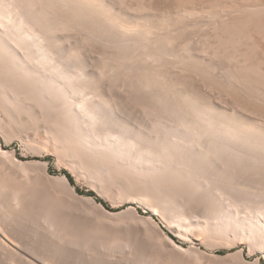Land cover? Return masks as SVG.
Segmentation results:
<instances>
[{
    "label": "bare ground",
    "instance_id": "6f19581e",
    "mask_svg": "<svg viewBox=\"0 0 264 264\" xmlns=\"http://www.w3.org/2000/svg\"><path fill=\"white\" fill-rule=\"evenodd\" d=\"M120 1L118 2H125V0ZM135 1L136 0L133 2ZM191 1L189 2L191 3ZM215 1L217 2V0ZM227 1L229 3L231 2V0ZM254 1L257 0H253V2ZM118 2L116 1L115 4L109 0H0V112L5 114L6 120H4L7 123L6 125L9 126L13 124V121H19L23 131L28 132V139L43 145L44 148L46 147L45 149H47V151L49 150L50 153L57 155L56 157L66 165V168H68L73 175L96 174L95 177H97L98 180L106 179V182L113 181L115 178L117 179V177H115L116 174L123 176L122 180L121 178L119 180L123 181L125 179L124 182H127L123 190L129 195L128 201L136 203L139 207L143 206L146 210H150L153 215L162 214L163 216L161 217L166 218L167 225L170 229L176 231V234L178 232L177 236L180 238H185L182 234L185 222L182 220L183 217L186 219L188 214H190L189 210L202 208L201 210L203 211L204 208L206 211L201 213L197 212L203 216L204 214H208V217L213 216V219L215 216H219V210L223 208V203L227 201L226 198L225 201L221 199H224V197L229 198L231 204H234V206H230L231 208H229L228 204L230 201H227L228 204L224 207L229 211L235 207V212L230 213V216L227 214L229 217H223L224 219H222V221H224V223L222 226H219L221 225L220 222H222L220 221L221 218H217L220 222L216 221L215 218V223L218 222L219 224L213 225V222H211V224L208 222L207 224L210 218L204 216L208 220L204 221L203 219L204 223L206 222V226L202 224L204 228L201 227V229H204V231H202L203 234L207 233L206 237H211V235H215L216 237L217 235L228 237L227 240L229 239L232 242V246L248 244L250 248L247 253L243 247H240L236 251V254L239 256L238 259H240L239 263L241 264V262H243L247 264L249 261L247 257L249 255L256 254L257 251H264V116L259 117L261 113L256 115L253 114L254 112L246 111V106L244 108L241 104H239L238 107L241 106L243 109L241 107H233L234 104H231L233 108H230L231 105H229L228 102L226 103L225 100H220L219 102L221 103V101H223L225 103L222 102V104H228L229 107H227L228 105L223 106L216 104L215 102L218 100L212 98L214 96H210V93L208 94L209 89L207 90V88H205L207 91H205V89L204 91L202 90L204 93L207 92L205 93L207 96L203 92H201L203 94H198L200 91L196 93L192 88L193 83L191 85V83H189L190 81L186 82L181 74L185 73L184 70L186 68L190 69L192 65L193 69L190 70L198 72L197 74L199 75H201L200 73H203L202 75L209 73L207 80L210 81L211 79L212 82L213 77L217 80L221 78L226 86L232 85V87L229 86V88L233 89V86H237L239 83L243 84L242 86H247V84H249L250 87H253V90L252 88L249 90L255 92L254 95L257 94V96H259L260 99L258 100L263 102L264 107V61H257V59L260 60L261 58H257L255 59L256 61H253L254 58L252 55L256 49L253 52L249 50V53H245L247 51L243 53L244 50H242L241 53H243V55L240 52H238L239 54H235L237 50L233 52L234 49L230 51L231 48H233L231 46L229 50H225L230 43L233 44L239 41L240 44L239 38L242 37L243 33H240L237 28L233 30L235 26L233 27L232 25L234 24L231 25L229 23L231 19L227 22L228 19H225V15L223 16L221 14V17L217 16L219 19L216 18L215 20H218L220 25L217 23L219 26L216 27V25V28L213 27L218 30L216 32L214 30L215 34H212L218 37L216 44L218 47L216 48L217 50L214 46L212 47L209 45L212 40L210 41L207 37H204L205 39L200 37V39L204 41L201 49L196 47L199 48L200 53H198V50V52L195 51L196 53H194L193 49H190L188 46L190 42H185L186 44L184 43L180 46L177 37H179V33L183 31L184 28L186 29L187 24L191 21L186 22V27L183 28L184 21H187V18L186 20L184 18L187 16L184 18L182 17L187 13L185 10L190 6L192 10V7L196 5L195 2V5H189L187 8L185 7V10L182 11V13L184 12L183 16L178 8L177 10L180 12L174 14V10L172 12L171 9H175L176 6H173V8L169 9L171 14H173L172 17L169 12V16H166L167 13L164 15L163 11V14H161L163 18L156 19L157 15L155 14L156 20L153 18L155 15L152 14V12L155 11V9L152 7L151 2L149 3L151 5L150 10L153 8L152 12H150L149 9H143L147 8V5L145 6L142 3V5L139 6L136 4L137 10L139 11L135 10L136 6L134 9L132 8V10L131 7H129L130 11L132 12L135 10L133 11L135 13H131L127 10L128 7L124 6L126 3L123 6L121 5L120 8V3ZM140 2L138 3L140 4ZM143 2L147 1L144 0ZM196 2L199 3L198 0ZM204 2L202 3L207 4ZM249 2H251V0ZM253 2L250 6V9L252 7V11L256 12L260 10L261 12L264 10V4L262 5L260 3V5L259 3ZM117 3L119 6H117ZM225 3H223V5L225 4L226 7L228 4L226 1ZM242 3H245V0L241 2V5ZM203 4H201V6ZM237 4L239 5V3ZM218 5H220L219 2ZM164 6H166V4ZM178 6L181 8L182 5ZM184 6L185 4L183 7ZM205 6L206 5H204V7ZM233 6H230V8ZM123 7H125L124 9L126 10L122 9ZM204 7H202V12L204 11ZM246 7L245 5L244 8ZM199 9H201V7ZM218 9L220 10L221 7ZM218 9L216 10L219 11ZM216 10L214 9L215 13H212V15L216 14ZM244 10L247 9H243V11ZM243 11L242 13H244ZM137 12L140 13L136 14ZM194 12L197 11L194 10ZM235 12L236 10L234 13ZM191 13H193V10ZM208 13L210 14V11ZM242 13L240 12V14ZM133 14L136 15L133 16ZM226 14L227 16L231 15V17L236 15L228 14V11ZM194 16L195 15H193V17ZM246 16L247 15H245V17ZM255 16L257 17V15ZM205 17L207 18L208 16L205 15ZM222 17L225 20L223 19V21H221L220 18ZM179 18L180 20L181 18L184 19V21L178 20ZM210 18H212V20L214 19L213 17ZM191 19V22H193V18ZM242 19H244V17ZM206 20H208V18ZM214 24L212 25L214 26ZM246 25H248V23ZM220 26H222L221 30H219ZM207 29H209V27ZM201 31H199V33H201ZM197 32L198 28L195 33ZM261 32L262 31H260V33ZM184 33L186 32L184 31ZM245 34L243 35L245 36ZM248 36L246 37L247 40ZM256 39L258 38H255V40ZM216 40L217 39H215L214 42H216ZM227 42L229 45L227 44V46L224 47ZM242 43L241 46L243 45ZM252 45L250 47H252ZM220 47H224L223 50L221 49L222 53H220ZM234 47L236 49L239 48L235 45ZM210 54L211 57H209ZM257 55H254V57L256 58ZM213 57H216L215 59L218 58V60L224 57L225 59H223L229 60V62L223 63H228L227 66H223V64L222 66L219 64L216 66V63H214L212 59ZM204 64H206L207 67H205L206 65L204 66ZM180 66L184 69L181 70L182 67ZM203 66L206 69H203ZM176 67H180L181 69L179 70L182 72L180 71L177 73L179 70ZM189 69L187 72L190 71ZM207 74L204 76H207ZM193 78H195V76ZM199 78H201V76ZM217 82L221 81L219 80ZM241 84H239V86ZM215 86L216 85H214V87ZM197 87L198 86H196V88ZM248 88L246 90L250 93ZM243 89L245 88L243 87L242 90ZM197 90H200V88ZM230 91L228 92L230 93ZM232 91L231 93H233ZM252 94L251 96L254 103L257 105L259 102L257 100L258 97L254 99L255 96ZM199 95L205 96L203 97L205 99ZM208 95L212 99L208 98ZM243 97L242 99H245L246 96L243 95ZM221 98L222 97H219V99ZM134 100H136V102ZM255 101L258 102L256 103ZM238 102H241V100ZM258 104H260V102ZM257 106L259 107V105ZM8 126L7 129L10 130ZM10 135H8V137ZM34 148L36 149V147ZM39 150H41V148ZM4 154H7V152H5L0 144V157ZM5 156L7 157V155ZM6 157L5 159H7ZM32 162L34 163V161ZM37 163L39 166L40 164L42 165V175H45V178L48 177L50 179V177H58L65 184L68 189L67 192L70 190L75 196H81L76 192L66 174L53 176L47 171L49 165L48 161H38L34 164L37 165ZM111 173L114 175L112 180H110L112 176ZM2 183L3 182H0V233L3 237L0 236V248H4L5 244L19 247L20 244H23V239L21 241L13 238V236L10 237L7 232L9 229L7 228V231L5 229L8 221V223H11L8 224L10 226L16 220L10 222L15 216L13 217L14 214L11 213L12 211H10L5 204L7 202L8 205V201L11 198L9 196L6 198L4 197L5 195L3 193L8 185L4 187L5 183ZM121 186H123V184ZM119 189L123 192L121 187ZM101 192H103V190ZM2 194L4 196H2ZM5 194L7 193L5 192ZM12 195V197L16 195L15 191ZM58 195L55 196L52 193L48 194L51 200L53 199V201L57 203L59 202L57 201L59 199ZM21 202L19 201L20 204L16 202L17 204L14 205L18 207L21 205ZM59 205L57 207H59ZM137 206L131 210L139 213ZM186 213H188L187 216H185ZM226 213H228V211ZM224 215L225 214L222 215V212L220 213V217ZM135 217L141 220L139 219L140 215ZM186 221H188V219ZM19 222L20 221H18V223ZM14 226L17 225L14 224ZM2 227H4V229ZM155 227L158 226L155 225ZM69 229L70 228H68V230ZM33 230L34 229H32V231ZM35 232L32 233L33 238H35L36 235L38 236ZM196 233L201 235L198 232ZM64 235L65 237L66 235L70 237L68 233ZM191 235L195 236V234ZM198 237L200 238L201 236ZM167 239L170 240V238ZM196 239L199 240L198 238ZM171 242L173 243V241ZM48 244L53 246V253L61 252L62 243H60V245L56 243L51 245L52 242ZM115 245L116 244H114V246ZM26 246L27 245H25V247ZM21 247L24 246L21 245ZM15 249L17 250L16 247ZM31 249H33V247H31ZM2 251H4V249ZM15 251L14 254L17 253ZM34 251L31 250L30 252L35 253L39 259L43 260L39 262V264H64L63 261H60L62 258L59 259L56 257L58 254L55 256L52 252L35 250V248ZM9 253L10 255L12 254V252ZM95 260L96 259L93 261L84 258L73 264H106L102 260ZM34 261L30 262L38 264V262H36L38 260ZM19 263L21 262L19 261ZM250 263L251 262L248 264ZM252 264H259V258H256Z\"/></svg>",
    "mask_w": 264,
    "mask_h": 264
},
{
    "label": "rangeland",
    "instance_id": "374dc122",
    "mask_svg": "<svg viewBox=\"0 0 264 264\" xmlns=\"http://www.w3.org/2000/svg\"><path fill=\"white\" fill-rule=\"evenodd\" d=\"M111 2H114L116 4V1H120V0H109ZM130 3H129V2ZM134 0H125V2L123 3H120V8H121V5L123 6L125 3V7H128V11H130L129 7H131V10L132 8L134 9V7L136 8L135 10H137V5H147V8H143V9H146V10H150L151 8V5L149 2H151L152 4V7H154L155 11H153L152 9L150 10V12H152V14H156L155 16H153V18L155 19H160V18H163L161 16V14L164 13V15H167L166 16H169L168 15V12L169 14L171 15V17L173 16V14H171V11L173 12L174 10V14H176L178 12V10L181 11H184L185 10V7H189V5H195L194 2L196 3V5L194 7H192V10H193V13L192 10H191V6L186 9L185 11H187V13L183 16V13L181 14L186 20L187 18V21H184V19L180 18L178 20L180 21H184V26H182L183 28L186 27L185 26V23L186 22H189L190 20L192 21L191 18H193V22H189L187 24V27L186 29L184 28L183 31H181L179 33V37L178 40H179V45L181 46V44H184L185 42H190V44H188V46L190 47V49H193V52L196 53H200V50L199 48L201 49L203 46V42L200 37L202 39H205L206 37L212 42H208L210 46H214L215 49L218 48L216 46L217 44V41H218V37H216L215 35H212V34H215L214 33V30L215 32L218 30V29H215L216 27H218L220 24L218 23V20H216V18H218L217 16L221 17V15H225L224 18L225 19H228L227 22H229L231 19V21L233 22H229L235 30V28L238 29V31L240 33H243L245 34V36L242 34V37L239 38L240 39V44H239V41H236L235 43H233L235 46L239 47L238 49H236L234 47V45L232 43H229L227 42L225 46H227V44L229 46L226 47V51L230 49V46L233 47L231 48L230 51H232L234 49L233 52H235L236 50V53L237 54L238 52H242L243 53L245 51V53H249L251 50L252 52L256 49V51H254L253 53V58L251 57V59L253 61H256L255 59L257 58H261L260 60L257 59V61H264V10L260 12V10L258 11H252V7L250 9V6H251V3L253 2V0H251V2H249L250 0H245V3H242L241 5V2H244L243 1H239V0H231V2L229 3L227 0H225L227 2V6L225 7V1L223 2L222 0H217V2L215 0H198L199 3H197L196 1L197 0H181V1H177L175 2V0H162V3H161V0H145L147 2H143L144 0H136L135 2H133ZM168 3H167V2ZM191 1V3L189 2ZM205 1V2H204ZM235 1V2H233ZM238 1V2H237ZM247 1V2H246ZM262 1V2H261ZM140 2V4L138 3ZM171 2V3H170ZM175 2V3H173ZM182 2V3H181ZM184 2V3H183ZM186 2V3H185ZM189 2V3H188ZM202 2L204 3H209L208 6L207 4H203ZM213 2V3H212ZM218 2L220 5H218ZM233 2V3H232ZM261 3L262 5L264 4V0H257V1H254L253 3ZM117 3V6H119ZM158 3V4H157ZM161 3V4H160ZM166 4V6L163 5ZM170 3V4H169ZM178 3V4H176ZM193 3V4H192ZM212 3V4H211ZM216 3V4H215ZM223 3H225L223 5ZM232 3V4H231ZM235 3V4H234ZM239 3V5L237 4ZM133 4V5H132ZM137 4V5H136ZM149 4V5H148ZM176 4V5H175ZM185 4V6L183 7V5ZM200 4V5H199ZM201 4H203L201 6ZM215 4V5H214ZM248 4H249V8H248ZM260 4V5H261ZM129 5V6H128ZM155 5V6H154ZM178 5H182L181 8L178 6ZM204 5H206L204 7ZM214 5V6H212ZM218 5V7H217ZM234 5V6H233ZM241 5V6H240ZM247 6L246 8H244V6ZM133 6V7H132ZM144 6V7H145ZM149 6V8H148ZM172 6V7H171ZM173 6L175 7V9H171L173 8ZM198 6V7H197ZM201 9H199L200 7ZM211 9H210V7ZM224 9H223V7ZM229 6V7H228ZM230 6H233L232 8H230ZM239 6V7H238ZM125 7H123L122 9H124ZM143 7V6H141ZM159 7V8H157ZM164 7V8H162ZM168 7V8H167ZM170 7V8H169ZM183 7V8H182ZM202 7H204V11L202 12ZM209 7V8H208ZM214 7H217V8H214ZM221 7V9L219 10L218 8ZM229 10H228V8ZM178 8V10H177ZM194 8V9H193ZM206 8V9H205ZM226 8V9H225ZM234 8V9H233ZM240 12L242 13L243 9H247V10H244L242 14H240ZM241 8V9H240ZM243 8V9H242ZM168 9V10H166ZM171 9V11L169 10ZM182 9V10H181ZM210 9V10H209ZM214 9H218L219 11L216 12V14L212 15V13H215ZM250 9V10H248ZM126 10V9H124ZM133 10V11H135ZM158 10V11H157ZM197 11V12H194ZM208 10V11H207ZM223 10V11H221ZM227 10L228 11V14H236L235 16H232L231 15H228L227 16ZM236 10V12L234 13V11ZM238 10V12H237ZM242 10V11H241ZM131 12V13H135V12ZM139 11V10H137ZM164 11V12H163ZM166 11V12H165ZM179 11V12H180ZM191 11V12H190ZM200 11V13H199ZM207 11V13H206ZM210 11V14L208 13ZM213 11V12H211ZM250 11V12H249ZM163 12V13H162ZM178 12V13H179ZM189 12V13H188ZM221 12V13H220ZM231 12V13H229ZM263 12V13H262ZM140 13V12H139ZM138 12L136 14H139ZM177 13V14H178ZM191 13V14H190ZM196 13V14H194ZM206 13V14H205ZM224 13V14H222ZM248 13V14H247ZM254 13V15H253ZM135 14V15H136ZM190 14V16H189ZM201 14V15H199ZM219 14V15H218ZM238 14V15H237ZM253 16H252V15ZM262 14V15H261ZM133 14V16H135ZM193 15H195L193 17ZM199 15V16H197ZM208 16V20H206L207 18L205 17ZM245 15H247L245 17ZM250 15V16H249ZM257 15V17L255 16ZM175 16V15H174ZM204 16V17H203ZM215 16V17H214ZM238 16V17H237ZM241 16V17H240ZM165 17V16H164ZM198 17V18H197ZM210 17H213L214 19L212 20V18ZM228 17V18H227ZM237 17V18H236ZM244 17V19H242ZM256 17V18H254ZM262 17V18H261ZM223 17L220 18L221 21H223L224 19ZM246 18V19H245ZM155 19V20H156ZM189 19V20H188ZM219 19V18H218ZM224 19V20H225ZM240 19V20H239ZM242 19V21H241ZM250 19V20H249ZM253 19V20H252ZM256 19V20H255ZM197 23H196V21ZM202 20V22H201ZM206 20V21H205ZM219 20V22L222 24V22ZM255 20V21H254ZM208 21V22H207ZM212 21V22H211ZM244 21V22H243ZM250 21V22H248ZM200 22V23H199ZM210 22V23H209ZM215 22V24H214ZM259 22V23H258ZM194 23V25H193ZM196 23V24H195ZM214 24V26L212 24ZM219 25H218V24ZM238 23V24H237ZM242 25H241V24ZM248 23V25H246ZM251 23V24H250ZM190 25V26H188ZM198 27H197V26ZM212 25V26H211ZM217 25V26H216ZM223 25V24H222ZM192 26V27H191ZM201 26V27H200ZM205 26V28H204ZM216 26V27H215ZM231 26V27H232ZM242 26V27H241ZM245 26V27H243ZM247 26V27H246ZM263 26V27H262ZM195 27V28H194ZM209 27V29L207 28ZM215 27V28H213ZM222 26L219 27V30H221ZM230 27V28H231ZM240 27V28H238ZM252 27V28H251ZM260 27V28H259ZM262 27V28H261ZM194 29V30H191V29ZM197 28H198V32L195 33L197 31ZM207 31H205L204 29ZM244 28V29H243ZM256 28V29H255ZM259 28V29H258ZM196 29V31H195ZM199 29H203L202 31L199 30ZM232 29V28H231ZM236 29V31H237ZM242 29V30H241ZM246 29V31H245ZM182 30V29H181ZM192 31V32H189V31ZM258 30V31H257ZM262 31L260 33V31ZM184 31L186 33H184ZM199 31H201V33H199ZM205 31V32H204ZM209 31V32H208ZM237 31V32H238ZM242 31V32H241ZM222 32V31H221ZM250 32V33H249ZM253 32V33H251ZM188 33V34H187ZM191 33V34H190ZM193 33V34H192ZM204 33V34H203ZM210 33V34H209ZM240 33H237V34H240ZM263 33V34H262ZM182 34H183V37H182ZM190 34V36H189ZM195 34V36H194ZM200 34V35H198ZM205 36H203V35ZM208 34V35H207ZM252 36H251V35ZM181 35V37H180ZM186 35V36H185ZM197 35V36H196ZM207 35V36H206ZM241 35V34H240ZM249 35V36H248ZM215 36V37H213ZM248 36V40H247V37ZM263 38H262V37ZM194 37V38H192ZM205 37V38H204ZM214 39H213V38ZM258 38L255 40V38ZM243 38V39H242ZM245 38V39H244ZM251 38V39H250ZM253 38V39H252ZM262 38V39H260ZM192 39V40H191ZM194 39V40H193ZM200 41H199V40ZM216 40V42H214ZM260 39V40H259ZM176 40V41H178ZM188 40V41H187ZM242 40V41H241ZM245 40V41H244ZM247 41V42H246ZM252 41V42H251ZM194 42V43H193ZM199 42V43H197ZM238 42V43H237ZM243 42V43H242ZM185 43V44H186ZM203 43V44H202ZM214 43V44H213ZM241 43L243 44L241 46ZM245 43V44H244ZM247 43V44H246ZM258 45H257V44ZM202 44V45H201ZM212 44V45H211ZM232 44V45H231ZM240 46H238V45ZM249 44H254L252 45V47H250L251 45ZM256 44V45H255ZM178 45V44H176ZM193 45V46H192ZM196 45V46H195ZM208 45V44H207ZM261 45V46H260ZM249 46V47H248ZM260 46V47H259ZM178 47V46H177ZM193 47V48H191ZM196 47H199V48H196ZM224 47H220V53H222L221 51L224 49ZM229 47V48H228ZM245 49H244V48ZM258 47V49H257ZM262 47V48H261ZM228 48V49H227ZM243 48V49H241ZM253 48V49H252ZM214 49V48H213ZM218 49V50H219ZM222 49V50H221ZM260 49H263V50H260ZM198 50V51H197ZM217 50V49H216ZM250 50V51H249ZM259 50V51H258ZM196 51V52H195ZM225 51V52H226ZM262 52V53H261ZM243 53H241L243 55ZM239 54V53H238ZM258 54V55H257ZM254 55H257L256 58L254 57ZM260 55V56H259ZM209 57H211V54L209 55ZM216 57H213V61L214 63H216L215 65L217 66V64H219L220 66H222V64L224 62H229V60H224L223 58H219L220 60L215 59ZM263 58V60H262ZM215 59V60H214ZM207 60V59H206ZM218 60V61H217ZM224 60V61H223ZM210 61V60H209ZM208 62V61H207ZM257 63V62H256ZM228 63L226 64H223V66H227ZM263 64V63H262ZM206 64H204L205 66ZM218 65V66H219ZM264 65V64H263ZM185 66H188V65H185ZM203 66V67H204ZM182 67V66H180ZM180 67H176L178 70L181 69ZM191 68L190 69H193L192 68V65L190 66ZM194 67V66H193ZM207 67V65L205 66ZM203 68V69H206V68ZM264 68V67H263ZM184 68L182 67L181 70H183ZM189 69V68H188ZM187 68L184 70L185 73L181 74L182 77H184V79L186 80V82L190 81L189 83H193L192 85V88L194 89V91L196 93H199L198 94H203L204 92V89L207 88L208 90V94L210 93L211 95L210 96H214L212 98H216L215 100H218L215 102L216 104H220V105H225V104H222L223 101H221V103L219 102L220 100H225L226 103L228 102L229 105L231 104H236L235 106L233 105V107H237V108H240L238 107L239 104L242 105V107L245 108L246 106V111H249V112H254L253 114H256V115H259V113H261V115H259V117H262L264 116V107H263V102L258 100L260 99L259 96L254 95L255 92H253V87H250L249 84H247V86H242L243 84H241L239 86V84L237 86H233V89L232 88H229L232 87V85H228L226 86L225 85V82H223V80L220 78L219 80L221 82H217L219 80H217L215 77L212 78L213 82L208 79V75L209 73H205L207 74V76H204L202 75L203 73H200L201 75L197 74L198 72H195L193 70H190L187 72L188 70ZM181 70L177 71L180 72ZM195 70V69H194ZM208 70V68H207ZM183 71V72H184ZM193 71V72H192ZM205 71V70H204ZM214 71V70H213ZM182 72V71H181ZM195 72V73H194ZM190 73V74H189ZM194 74V75H192ZM213 74V73H212ZM180 75V76H181ZM199 75V76H198ZM211 75V74H210ZM195 76V78H193ZM201 76V78H199ZM187 77V78H186ZM190 77V78H188ZM198 77V79H197ZM204 77V78H202ZM210 77V76H209ZM206 81H204V80ZM216 80V81H215ZM215 81V82H214ZM207 82V83H206ZM223 82V83H222ZM210 83V84H209ZM212 83V85H211ZM215 83V84H213ZM219 83V84H218ZM218 84V85H217ZM221 84V85H220ZM198 86L196 88V86ZM214 85H216L214 87ZM236 85V84H234ZM251 85V84H250ZM200 86V87H199ZM205 86V87H204ZM207 86V87H206ZM239 86V87H238ZM252 86V85H251ZM202 87V89H201ZM210 87V88H209ZM223 87V88H222ZM235 87V89H234ZM244 87L245 89L242 90V88ZM250 87V88H248ZM198 88H200V90H197ZM217 88V89H216ZM239 88V89H238ZM248 88L251 89L252 88V92L250 91V93H248V91L246 90ZM213 89V90H212ZM219 89V90H218ZM223 89V90H222ZM233 93H231V91ZM203 90V91H202ZM205 89V91H207ZM218 90V91H217ZM222 90V91H220ZM245 90V91H244ZM210 91V92H209ZM225 91V92H224ZM230 91V93L228 92ZM238 95H237V93ZM247 91V92H246ZM203 92V93H201ZM214 92V93H212ZM240 92V93H239ZM242 92V93H241ZM244 92V93H243ZM207 93V92H205ZM204 93V94H205ZM226 93V95H225ZM230 94V96H229ZM233 94V95H232ZM251 94L253 96H255L254 99H256L257 97V100L260 102V104H258L259 102L258 101H255L257 103V105H259V107L254 103V100L251 96ZM206 95V94H205ZM237 95V96H236ZM241 95V97H240ZM245 97V99H242ZM248 95V96H247ZM201 96L202 98L205 97L203 95H199ZM207 96V95H206ZM251 96V97H250ZM219 97H222L221 99H219ZM240 97V98H238ZM207 98V97H206ZM208 98H211L209 97L208 95ZM207 98V99H208ZM211 98V99H212ZM247 98V100H246ZM205 99V98H203ZM231 100V101H230ZM236 100V101H235ZM241 102H238L240 101ZM245 103H244V101ZM136 102V100H134ZM133 101V102H134ZM250 101V102H249ZM237 102V103H235ZM225 103V102H223ZM248 103V105H247ZM253 103V104H252ZM228 104H226L225 106H227ZM246 104V105H245ZM250 104V105H249ZM229 105L227 107H229ZM244 105V106H243ZM252 105V106H251ZM261 105V106H260ZM249 106V107H248ZM232 105L230 108H233ZM241 107V108H242ZM248 107V108H247ZM252 108V109H251ZM243 109V108H242ZM248 109V110H247ZM251 109V110H250ZM245 110V109H244ZM256 112V113H255ZM3 112H0V125H1V128L3 126H5L7 123H6V119H5V114L3 115L2 114ZM16 117V116H15ZM3 118V119H2ZM264 118V117H263ZM5 119V120H4ZM5 122H4V121ZM4 123H3V122ZM19 124H17V123ZM2 123V124H1ZM13 124H10L9 126L6 125L2 131V129L0 128V144L2 145V147L4 148L5 152H7V154H4L0 157V166L3 167L1 168L0 167V182H3L5 183L4 184V187H6L7 185V189L5 190V192L7 194H5V192L2 194V196H4L5 198L7 196H9L11 199L8 201V205H7V202L5 203L6 206L10 209V211H12L11 213H13V217L15 216V218L13 220H11L10 222H13L14 220H18V221H22L21 223L18 221L16 222H13L15 225L17 226H14V224L12 223V225H8V224H11V223H8L7 221V225H6V231L8 232V235L13 236V238L15 239H19L22 241L23 244H20L19 247L18 246H14V245H7L5 244L4 245V251H2L3 249L0 248V264H33L32 262L30 261H34L35 260V257H36V262H41L43 260L39 259L35 253L33 252H30L31 250L34 251V248L35 250H40V251H48V252H52L53 253V246H50L48 243L52 242L51 245H53L54 243L56 244H59L62 243V248H61V252H58V253H53L55 254H58L56 257L61 259L60 261H63L64 264H73L74 262L76 261H81L82 259L84 258H88V259H91L94 261V259H96L95 261L98 260H102L104 261L106 264H238L240 261L239 256L236 254V251L237 249H239L240 247H243L245 249V252L247 253L249 251V245L248 244H239V245H234L232 246V242L227 238L228 237H223V236H219L217 235V237L215 236H212L211 237H206L207 236V233L203 234L202 231H204V229H201V227H203L202 224H204V226H206V222L204 223V221H207L208 219L204 216H207L208 214H204L203 215H200L201 212L203 211H206L204 208H203V211L201 210L202 208L198 209V208H195V210H189L190 214L186 213L185 216H188L186 217V219H184L183 217V220L185 223V227L184 229H182V234L184 235L185 238H180L178 237V232L176 234V231H173L172 229H170V227L167 225V220H165L166 218L165 217H161L163 216L162 214H156V215H153L152 212L150 210H146L143 206H137L136 203H133V202H129L128 201V197L129 195L127 193H125V191L123 190L124 189V185H127V182L125 183V179L123 181H120L119 179L121 178L122 180V177L121 175L119 174H116L115 177H117V179H113L114 178V175L113 173H111V177H110V180L113 179V181H108L106 182L104 179L103 180H98L96 176V174H92V175H83V174H76V175H73L71 173V171H69L68 168H66V165L64 163H62L58 157H56L57 155L53 154V153H50L49 150L47 151V149L44 148L43 145H40L34 141H32L31 139H28V132L26 131H23V129L21 128V123L19 121H13L12 122ZM5 124V125H4ZM15 125V126H14ZM7 126L9 129H7ZM14 126V127H13ZM13 127V128H12ZM16 127V129H15ZM21 129H20V128ZM19 128V129H18ZM10 132H8V131ZM2 131V133H1ZM21 131V132H20ZM13 132V133H11ZM9 133V134H8ZM17 135H15V134ZM20 133V134H19ZM3 134V135H2ZM7 136H6V135ZM11 134V135H10ZM22 134V135H21ZM5 135V136H4ZM8 135L12 136V137H8ZM27 136V137H26ZM6 137V138H5ZM28 139V141H27ZM26 140V141H25ZM32 141V142H30ZM32 143V145H31ZM35 143V144H34ZM27 144V145H26ZM30 145V146H29ZM36 145V146H35ZM38 145V146H37ZM28 146V147H27ZM31 147V148H30ZM36 147V149L34 148ZM35 150H34V149ZM41 148V150H39ZM31 149V150H30ZM38 149V150H37ZM34 151V152H33ZM38 151V152H37ZM11 153V154H10ZM38 154H42V155H38ZM7 155V157L5 156ZM15 155V157H14ZM5 157L8 159H5ZM16 160V161H15ZM59 160V161H58ZM12 161V162H11ZM32 161L35 162H38V161H48L49 162V165H48V169L47 171L53 175V176H59V175H63V174H70V176L73 178V181L74 183H72L74 189L76 190V192L78 194H80L81 196H75L72 192H70V190L67 192V188L65 186V184L61 181V179H59L58 177L57 178H53V177H50V179L48 177H44L45 175H42L43 174V170L41 169L42 168V165L40 164V166L38 165H35ZM18 162V163H17ZM11 163V164H9ZM33 163V164H32ZM15 165V166H14ZM35 165V166H34ZM23 167V168H20V167ZM19 167V168H18ZM39 167V168H38ZM2 169V170H1ZM12 170V171H11ZM14 170V171H13ZM25 172H24V171ZM21 171V172H20ZM37 171V172H36ZM23 172V174H22ZM28 172V173H27ZM5 173V174H4ZM116 173V172H115ZM120 177H118V176ZM43 176V177H42ZM83 176V177H82ZM86 176V177H85ZM106 176V175H105ZM104 176V177H105ZM21 177V178H20ZM36 177V178H34ZM103 177V178H104ZM48 178V179H47ZM97 178V179H96ZM125 178V177H124ZM22 179V180H21ZM29 179V180H28ZM34 179V180H33ZM42 179V180H41ZM58 179V180H57ZM100 179V178H99ZM102 179V178H101ZM15 180V181H14ZM25 180V181H24ZM33 180V182H32ZM118 180V181H117ZM5 181V182H4ZM11 182V183H9ZM58 182V184H57ZM121 182H124V183H120ZM2 183V184H3ZM99 183V184H98ZM106 183V184H105ZM114 185H113V184ZM117 183V184H116ZM19 184V185H18ZM123 184V186H121ZM6 185V186H5ZM11 185V186H10ZM53 186V187H52ZM58 186V187H57ZM108 186V187H107ZM122 188V191L121 192L119 189L120 187ZM18 187V188H17ZM21 187V188H19ZM51 187V188H50ZM126 187V186H125ZM63 188V189H62ZM94 188V189H93ZM110 188V189H109ZM112 188V189H111ZM22 189V190H21ZM24 189V190H23ZM50 190V192H49ZM103 190V192H101ZM16 193V195L14 197H12L13 193ZM21 191V193H20ZM25 192V193H24ZM49 192V193H48ZM91 192H93L95 195H91ZM118 192V193H117ZM121 192V193H120ZM23 193V194H22ZM53 194V195H58L59 196V199L57 201H59L58 204L57 202H54L53 199L51 200V198L48 196V194ZM113 193V194H112ZM73 196H72V195ZM12 195V196H11ZM121 195V196H120ZM127 195V196H126ZM30 196V197H29ZM48 196V197H47ZM8 197V198H9ZM27 197V198H26ZM34 197V198H33ZM224 197V196H223ZM29 198V199H28ZM39 198V200H38ZM58 198V197H57ZM222 198V197H221ZM227 201H230L229 198L227 197H224V199L222 198L221 200L222 201H225L226 199ZM28 203H27V201ZM51 200V201H50ZM62 200V201H60ZM102 200L104 202H106L107 205H105ZM19 201L21 202V205H19L18 207H16L17 205H14V204H20ZM225 201V203H223V208L224 210L220 211L219 210V216H215L216 218V221H219V219L221 218L220 221H222V219L226 217H229L230 216V213H234L235 212V207H233L232 210H228L226 209V207L224 206H227L228 202ZM17 202V203H16ZM39 203V204H38ZM57 203V204H56ZM24 204V205H23ZM46 204V205H45ZM11 205V206H10ZM44 205V206H43ZM59 205V207H57ZM21 206V207H20ZM25 206V207H24ZM73 206V207H72ZM137 206L138 208V211L139 213H137L136 211H132L134 209V207ZM232 206H234V204L232 205L231 204V201L230 203L228 204V207L231 208ZM28 207V208H27ZM32 207V208H31ZM130 207V208H129ZM227 207V208H228ZM19 208V209H18ZM26 208V209H25ZM143 208V209H142ZM29 209V210H28ZM38 209V210H36ZM43 209V210H42ZM51 209V210H50ZM132 209V210H131ZM194 209V207H193ZM198 209V210H197ZM32 210V211H31ZM36 210V211H35ZM69 210V211H68ZM129 210V211H128ZM228 213H226L227 211ZM71 211V212H70ZM124 211V213H123ZM193 211V212H192ZM200 213H198V212ZM24 212V213H23ZM30 212V213H29ZM60 212V213H59ZM106 212V213H105ZM120 212V213H119ZM133 212V213H132ZM192 212V213H191ZM222 212V215L225 214L224 216L220 217V213ZM225 212V213H223ZM72 213V214H71ZM108 213V214H107ZM137 213V214H136ZM206 213V212H205ZM241 213H244V212H241ZM18 214V215H17ZM30 214V216H29ZM37 214V215H36ZM227 214L229 216H227ZM62 215V216H61ZM108 215V216H107ZM113 215V216H112ZM139 219L141 220H138V217H135V216H139ZM46 216V218H45ZM144 216V217H143ZM209 216V215H208ZM207 216V217H208ZM211 216V215H210ZM28 217V218H27ZM31 217V219H30ZM58 217V218H57ZM143 217V218H142ZM148 217V218H147ZM155 217V218H154ZM190 217V218H189ZM204 217V218H203ZM213 217V216H212ZM212 217H208L210 218L208 221H207V224L208 222H210L209 224H211V222H213L212 224L213 225H218L219 223H215L216 221L215 218L212 219ZM224 217V218H223ZM12 218V217H11ZM18 218V219H17ZM34 218V219H33ZM45 218V219H44ZM61 218V219H59ZM68 218V219H67ZM100 218V219H99ZM219 218V219H217ZM22 219V220H21ZM38 219V220H37ZM49 219V220H48ZM64 219V220H63ZM94 219V220H93ZM148 219V220H147ZM150 219V220H149ZM188 219V221H186ZM204 219V221H203ZM35 220V222H34ZM66 220V221H65ZM163 220V221H162ZM212 220V221H211ZM27 221V222H26ZM61 221V222H60ZM63 221V222H62ZM82 221V222H81ZM150 221V222H149ZM219 221V222H220ZM4 222V223H5ZM44 222V223H43ZM72 222V223H71ZM187 222V223H186ZM203 222V223H202ZM3 223V222H2ZM18 223V224H17ZM25 223V224H24ZM44 225H42V224ZM50 223V224H49ZM61 223V224H60ZM63 223V224H62ZM94 225H93V224ZM136 223V224H135ZM157 223V224H156ZM224 223V221L220 222L221 225L219 226H222ZM22 224V225H21ZM91 224V225H90ZM153 224V225H152ZM188 226H187V225ZM191 224V225H190ZM28 225V226H27ZM48 225V226H47ZM62 225V226H61ZM107 225V226H106ZM158 226V227H155ZM194 225V226H193ZM202 225V226H201ZM212 225V226H213ZM3 226V225H2ZM8 226V227H7ZM25 226V227H23ZM1 227V226H0ZM10 227V228H9ZM51 227V228H50ZM55 227V229H54ZM63 227V228H62ZM107 227V228H105ZM187 227V228H186ZM193 227V229H192ZM197 227V228H196ZM4 229V227H2ZM8 228V229H7ZM20 228V230H19ZM23 228V229H22ZM68 228H70L68 230ZM86 228V229H84ZM191 228V229H190ZM204 228V227H203ZM32 229H34L32 231ZM89 229V230H87ZM132 229V230H131ZM12 230V231H11ZM28 230V232H27ZM68 230V231H67ZM80 230V231H79ZM97 230V231H96ZM108 230V231H107ZM110 230V231H109ZM162 230V231H161ZM195 232H194V231ZM201 230V231H200ZM11 231V233H10ZM17 231V232H16ZM22 231V232H21ZM26 231V232H25ZM36 231V232H35ZM64 231V232H63ZM79 231V232H78ZM189 231V232H187ZM192 231V232H191ZM31 232V233H30ZM33 232H35V234H38L37 238L35 236V238H33ZM106 232V233H105ZM196 232L200 233L201 235L197 234ZM15 233V234H14ZM26 233V234H25ZM30 235H29V234ZM48 233V234H47ZM68 233V235L70 237H68L64 234ZM75 233V234H74ZM81 233V234H80ZM117 233V234H116ZM13 234V235H12ZM40 234V235H39ZM78 234V235H77ZM144 234V235H143ZM191 234H195L194 235H191ZM55 235V236H54ZM58 235V236H57ZM64 235V236H63ZM100 235V236H99ZM175 236L178 241H176L173 237ZM201 236L200 238L198 236ZM0 236L3 237V235L0 233ZM22 236V237H21ZM25 236V237H24ZM27 236V237H26ZM30 236V237H29ZM73 236V238H72ZM76 236V237H75ZM131 236V237H130ZM32 237V238H31ZM42 237V238H41ZM67 237H68V240H67ZM198 238L199 240H197L196 238ZM214 237V238H212ZM25 238V240H24ZM70 238V239H69ZM98 238V239H97ZM107 238V239H106ZM167 238H170L167 239ZM210 238V239H209ZM212 238V239H211ZM217 238V239H216ZM223 238V239H222ZM28 239V240H27ZM33 239V240H32ZM44 243H42L40 240ZM52 239V240H51ZM66 239V240H64ZM90 239V240H89ZM102 239V240H101ZM220 239V240H219ZM31 240V241H30ZM37 240V241H36ZM45 240V241H44ZM48 240V241H47ZM51 240V241H50ZM73 240V241H72ZM101 240V241H100ZM203 240V241H202ZM213 240V241H211ZM224 240V241H223ZM47 241V242H46ZM64 243H63V242ZM87 241V242H86ZM108 241V242H107ZM120 241V242H119ZM138 241V242H137ZM173 241V243L171 242ZM32 242V244H31ZM37 242V243H35ZM101 242V243H100ZM125 242V243H124ZM213 242V243H212ZM29 243V244H27ZM175 243V244H174ZM230 243V244H229ZM41 246H40V245ZM114 244H116L114 246ZM208 244V245H207ZM21 245H23L24 247H21ZM25 245H27L25 247ZM113 245V246H112ZM136 245V246H135ZM176 245V246H175ZM179 245V247H178ZM223 245V246H222ZM231 245V246H230ZM10 248H8V247ZM30 246V248H29ZM37 246V247H36ZM48 246V247H47ZM77 246V247H76ZM110 246V247H109ZM216 246V247H215ZM6 247V248H5ZM15 247L17 248V250L15 249ZM31 247H33V249H31ZM47 247V248H46ZM51 247V248H50ZM13 248V249H11ZM25 248V249H23ZM29 248V249H28ZM43 248V249H42ZM69 248V249H68ZM133 248V250H132ZM178 248V249H177ZM31 249V250H30ZM50 249V250H49ZM148 249V250H147ZM12 250V251H10ZM16 250V251H15ZM25 250V251H23ZM90 250V251H89ZM99 250V251H98ZM181 250V251H179ZM190 250V251H189ZM195 250V251H194ZM12 252V254L10 255L9 252ZM14 251L17 252L14 254ZM20 251V252H19ZM2 252V253H1ZM5 252V253H4ZM8 252V253H7ZM36 252V251H34ZM187 252V253H186ZM193 252V253H192ZM19 253V254H18ZM92 253V254H91ZM103 253V254H102ZM34 254V255H33ZM61 254V255H60ZM67 254V255H66ZM233 256H232V255ZM235 254V256H234ZM9 255V257H8ZM15 255V256H14ZM18 257H17V256ZM20 255V256H19ZM23 257H22V256ZM25 255V256H24ZM86 257H85V256ZM91 255V256H90ZM4 256H7V257H4ZM132 256V257H131ZM150 256V257H149ZM205 256V257H204ZM213 256V257H212ZM4 257V258H3ZM13 257V258H12ZM27 257V258H26ZM90 257V258H89ZM38 258V259H37ZM81 258V259H80ZM116 258V259H115ZM142 258V259H141ZM256 258H259V264H264V251H257L256 254H253V255H249L247 257V259L249 260V262H251L250 264H252V262L256 259ZM3 259V260H2ZM15 259V260H14ZM18 259V260H17ZM31 259V260H30ZM77 259V260H76ZM238 259V260H237ZM15 262H14V261ZM17 260V261H16ZM136 260V261H135ZM138 260V261H137ZM142 260V261H141ZM12 261V262H11ZM19 261L21 263H19ZM34 261V262H35ZM67 261V262H66ZM90 261V260H89ZM146 261V263H145ZM148 261V262H147ZM171 261V262H170ZM8 262V263H7ZM247 263V264H248ZM41 264V263H40ZM240 264V263H239ZM241 264H244L243 262H241ZM246 264V263H245Z\"/></svg>",
    "mask_w": 264,
    "mask_h": 264
},
{
    "label": "trees",
    "instance_id": "16d2710c",
    "mask_svg": "<svg viewBox=\"0 0 264 264\" xmlns=\"http://www.w3.org/2000/svg\"><path fill=\"white\" fill-rule=\"evenodd\" d=\"M66 175L69 177V179L71 180V182L74 183L73 178L70 176V174H67V173H66ZM91 195H95V194H94L93 192H91ZM102 202H103L105 205H107L106 202H104L103 200H102ZM172 237H173L176 241H178V239H177L175 236L172 235Z\"/></svg>",
    "mask_w": 264,
    "mask_h": 264
}]
</instances>
